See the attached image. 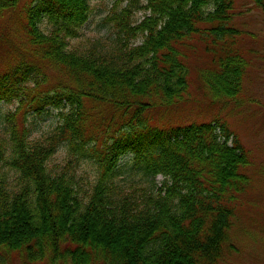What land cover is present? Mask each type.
<instances>
[{"label":"trees","instance_id":"trees-1","mask_svg":"<svg viewBox=\"0 0 264 264\" xmlns=\"http://www.w3.org/2000/svg\"><path fill=\"white\" fill-rule=\"evenodd\" d=\"M253 1L264 13V0ZM234 4L116 0L102 23L108 36L84 40L89 0H35L25 19L31 61L0 75V105L19 104L4 116L8 138L0 135V264L14 253L30 263L218 264L250 180L248 151L217 120L166 129L143 117L155 95L168 105L184 98L194 38L212 57L204 75L211 93L241 94L248 63L227 40L240 34L230 25ZM17 6L0 0V18ZM101 104L129 120L99 149L89 126L90 105ZM49 109L62 124L31 141L30 115ZM63 145L66 163L50 167ZM91 156L95 182L82 194L78 164Z\"/></svg>","mask_w":264,"mask_h":264},{"label":"rangeland","instance_id":"rangeland-1","mask_svg":"<svg viewBox=\"0 0 264 264\" xmlns=\"http://www.w3.org/2000/svg\"><path fill=\"white\" fill-rule=\"evenodd\" d=\"M116 0H89L93 13L88 23L83 27L84 40H96L107 37L108 27L103 26V19L108 15ZM35 0H18L15 9L7 11L0 18V75L15 65L22 58L31 61L32 47L29 44L25 29L26 11ZM262 9L253 0H235L230 25L238 29L237 34L227 40L232 42V48L243 52L248 63L243 80V89L236 99H217L206 85L204 75L211 66L212 57L205 51V44L194 38L192 47L187 50V61L190 70L188 91L179 104L168 105L162 96L155 95L150 100L152 107L143 117L144 124L152 127L171 128L190 124L225 123L239 137L249 153L250 164L243 169L249 176V182L235 203V216L230 231V241L226 246L222 259L218 264H264V15ZM41 28L49 32V27L43 23ZM52 81L60 80V74L48 69ZM18 102L1 103L0 105V135H6L4 116L15 112ZM94 115L89 131L95 132L99 139V149L112 143V136L118 132L125 120L122 112L105 105H90ZM32 135L30 140L36 141L56 133L62 124L60 111L49 109L41 117L30 115ZM89 134V133H88ZM94 146V145H91ZM67 150L63 145L49 162L50 167L63 165L67 161ZM122 163H128L125 158ZM97 170L96 156L82 159L78 164V173L82 177L80 191L84 194L91 191L95 182ZM163 176H158L156 182L161 185ZM231 245V247H230ZM7 264H70L59 260L40 262H25L21 256L14 253ZM92 264H104L93 262Z\"/></svg>","mask_w":264,"mask_h":264}]
</instances>
